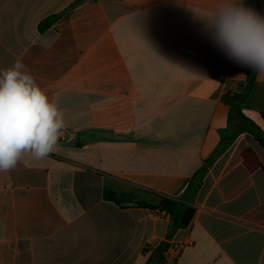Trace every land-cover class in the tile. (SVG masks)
<instances>
[{"label":"crops","instance_id":"1","mask_svg":"<svg viewBox=\"0 0 264 264\" xmlns=\"http://www.w3.org/2000/svg\"><path fill=\"white\" fill-rule=\"evenodd\" d=\"M76 1L0 0V70L22 62L65 118L47 158L0 172V264H146L163 243L157 264H264V77L240 107L256 126L231 125L251 68L199 16L216 0ZM164 198L195 209L187 228Z\"/></svg>","mask_w":264,"mask_h":264},{"label":"clouds","instance_id":"2","mask_svg":"<svg viewBox=\"0 0 264 264\" xmlns=\"http://www.w3.org/2000/svg\"><path fill=\"white\" fill-rule=\"evenodd\" d=\"M228 58L264 77V17L244 0H216L199 15ZM64 112L20 61L0 70V172L15 168L27 154L35 161L59 147Z\"/></svg>","mask_w":264,"mask_h":264},{"label":"trees","instance_id":"3","mask_svg":"<svg viewBox=\"0 0 264 264\" xmlns=\"http://www.w3.org/2000/svg\"><path fill=\"white\" fill-rule=\"evenodd\" d=\"M80 0H77L74 4L76 5ZM254 74L255 71L253 69L250 70L249 77L247 79V85L243 91V93L239 97V104L234 107L231 110V117H230V124H234V115L237 116L239 122L250 124L252 127L256 126L252 121L247 119L241 112V105L244 103V101L248 98V96L251 93L252 90V84L254 82ZM262 118L264 120V113H262ZM248 127V126H247ZM247 131L246 128H243L242 130L237 131V134H240L241 132ZM222 148V144H221ZM221 152V149H217L215 157L218 156V154ZM241 158L243 160V163L246 165V167L252 172L257 170L261 167V163L259 159L257 158L256 154L252 149H245L241 152ZM207 169L203 167V169L199 170L197 174H195L192 178V181L189 185V187L186 190V194L193 196L197 193V191L201 188L202 181L206 175ZM189 196V197H190ZM105 198L107 200L114 201L116 203H123L128 201V198L126 196H119L115 192L110 191L109 189L105 190ZM137 206L143 207V208H149L150 206L145 203H137ZM154 210L157 209L158 211L166 212V214H169L173 219V226L171 229V233L175 232L178 229H185L187 228L195 214V209L188 206L187 204H184L182 202L176 201L174 199H168L164 198L161 201V204L158 208L152 207ZM169 234V237H170ZM170 249V246L166 243L161 244L159 247H157L149 257L146 264H157L164 260L163 255L167 254Z\"/></svg>","mask_w":264,"mask_h":264}]
</instances>
